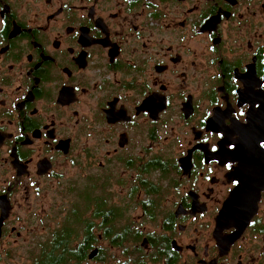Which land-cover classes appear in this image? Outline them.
<instances>
[{"label": "flooded vegetation", "instance_id": "obj_1", "mask_svg": "<svg viewBox=\"0 0 264 264\" xmlns=\"http://www.w3.org/2000/svg\"><path fill=\"white\" fill-rule=\"evenodd\" d=\"M261 103L264 0H0V264H264Z\"/></svg>", "mask_w": 264, "mask_h": 264}, {"label": "trees", "instance_id": "obj_2", "mask_svg": "<svg viewBox=\"0 0 264 264\" xmlns=\"http://www.w3.org/2000/svg\"><path fill=\"white\" fill-rule=\"evenodd\" d=\"M76 230V227H75ZM85 251L83 247L80 245L77 249L74 250V257H73V262L72 264H82L84 260V255ZM60 264V263H58ZM62 264H69L67 262H63Z\"/></svg>", "mask_w": 264, "mask_h": 264}, {"label": "water", "instance_id": "obj_3", "mask_svg": "<svg viewBox=\"0 0 264 264\" xmlns=\"http://www.w3.org/2000/svg\"><path fill=\"white\" fill-rule=\"evenodd\" d=\"M262 104V103H261ZM262 108H261V110H260V113L262 112V113H264V103L262 104ZM249 126H251V125H249ZM261 155V154H260ZM257 168H260V170H262V168H263V170H264V152H262V157H261V159H260V161H259V163H258V167ZM234 239H232V240H230V242H227V244H228V246L231 244V242L233 241ZM226 241H228V240H226ZM94 256V254L93 253H91L90 255H89V259H91L92 257Z\"/></svg>", "mask_w": 264, "mask_h": 264}, {"label": "rangeland", "instance_id": "obj_4", "mask_svg": "<svg viewBox=\"0 0 264 264\" xmlns=\"http://www.w3.org/2000/svg\"><path fill=\"white\" fill-rule=\"evenodd\" d=\"M80 185V184H79ZM79 185H77V188L79 187ZM78 190V189H77ZM74 201H76V198H74ZM90 264H101V263H90ZM107 264H113L112 262H108Z\"/></svg>", "mask_w": 264, "mask_h": 264}]
</instances>
